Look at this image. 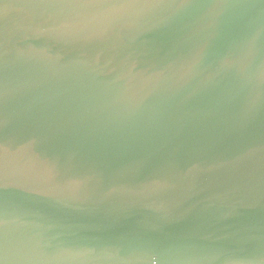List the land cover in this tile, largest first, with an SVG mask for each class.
Listing matches in <instances>:
<instances>
[{
    "label": "water",
    "instance_id": "1",
    "mask_svg": "<svg viewBox=\"0 0 264 264\" xmlns=\"http://www.w3.org/2000/svg\"><path fill=\"white\" fill-rule=\"evenodd\" d=\"M3 264H264V0H0Z\"/></svg>",
    "mask_w": 264,
    "mask_h": 264
},
{
    "label": "snow or ice",
    "instance_id": "2",
    "mask_svg": "<svg viewBox=\"0 0 264 264\" xmlns=\"http://www.w3.org/2000/svg\"><path fill=\"white\" fill-rule=\"evenodd\" d=\"M0 250H2V242H0ZM0 264H3V261H0Z\"/></svg>",
    "mask_w": 264,
    "mask_h": 264
}]
</instances>
